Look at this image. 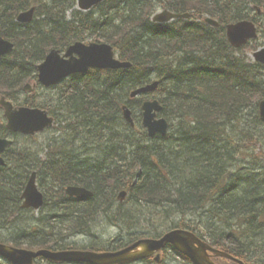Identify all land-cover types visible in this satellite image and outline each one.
Segmentation results:
<instances>
[{"label": "trees", "instance_id": "trees-1", "mask_svg": "<svg viewBox=\"0 0 264 264\" xmlns=\"http://www.w3.org/2000/svg\"><path fill=\"white\" fill-rule=\"evenodd\" d=\"M59 1L0 0V32L15 42L14 50L0 59V96L19 101L25 82L36 80V64L53 47L64 48L75 40L111 43L121 59L132 63L130 68L92 69L74 75L55 86L54 96L44 102L56 121L58 113H65V137H74L83 147L88 141L92 146L95 140L100 147L114 149L106 158L112 157L113 163L107 166L100 162L106 150L84 161L65 144L56 143V138L50 141V165L43 166L50 174V186L57 190L61 183L84 184L94 196L77 199L62 192L63 198L72 202L67 206L70 223H55L58 214L53 217L48 211L28 228L25 219L30 214L21 208L19 192L25 174L40 163H31L35 157L27 155L28 149H9L7 156L19 170L11 176L2 173L6 169L0 166V225L12 227L16 235H8L3 241L28 248H74L65 239L86 231L88 219L98 209L110 219L129 223L139 211L125 207L147 206L157 214L164 208L167 215L182 217L173 227L197 231L212 245L254 264L255 256L264 255V177L254 172L263 163L262 137L255 134L260 129L251 125L253 129L246 132L243 144H251L256 153L247 160L249 156L236 145L239 141L233 138L234 133L230 135L227 122L233 121L232 126L245 124L249 130V109L258 125L262 124L257 114L258 104L264 99V65L249 57L247 48L254 46L235 49L229 44L225 24L252 18L262 28L264 0H104L96 6L98 12L76 13L70 20L65 4ZM71 1L74 4L75 0ZM33 4L38 7L36 16L44 18L18 23V13ZM159 4L177 13L190 12L191 16L157 24L150 15ZM252 5L262 7V14L252 15ZM206 14L218 18L219 26L207 24ZM155 78L160 85L152 97L162 102V114L171 119L167 112L172 107L181 120L171 121V125L179 126L166 137L150 138L147 130H134L118 114L124 104L138 110L148 96L131 100L129 91ZM56 95L60 96L59 108L53 103ZM24 103L37 105L38 101L28 96ZM121 124V131L117 130ZM72 128L84 129L87 135L77 134ZM7 134L5 124H0V135ZM248 177L249 182L245 181ZM255 178L259 181L253 186L251 180ZM121 189L128 192L126 203L117 200ZM81 200L84 202L79 207ZM113 202L117 209H113ZM219 222L224 224L219 226ZM235 224H241V233ZM203 225L207 232L201 229ZM27 228L42 230L26 233ZM134 238L118 239L109 245L95 242L88 248H121ZM0 264L9 263L2 260Z\"/></svg>", "mask_w": 264, "mask_h": 264}, {"label": "water", "instance_id": "water-1", "mask_svg": "<svg viewBox=\"0 0 264 264\" xmlns=\"http://www.w3.org/2000/svg\"><path fill=\"white\" fill-rule=\"evenodd\" d=\"M102 0H80V6L83 9H88L91 6L101 2ZM33 10L28 13L21 14L19 19L21 21H28L32 18ZM179 17L177 14L164 12L157 16L160 21H167L171 18ZM228 35L231 42L235 46L252 37H256V28L253 23L243 21L234 25L228 26ZM14 45L10 41L3 39L0 35V56L6 54ZM74 53L79 57L74 56ZM256 60L264 63V49L254 54ZM66 57H62L59 51L52 50L45 61L38 66L40 72V81L46 85H50L66 77L67 75L87 70L89 67H124L128 66L127 63H122L114 58L113 48L107 44L84 45L76 43L71 46ZM157 84L150 85L146 88L138 90L136 93L143 91H150L156 88ZM1 103L6 109L5 115L9 119L8 127L14 131H22L34 133L37 130L43 129L45 126L51 124L52 119H49L45 112L39 110H31L27 108L14 109L13 105L2 99ZM144 112V125L148 128L151 136L157 132L166 134L168 124L165 119H156V111L161 110V105L158 101H148L143 105ZM125 116L128 120L131 119L130 113L126 110ZM261 117L264 120V101L261 103ZM12 142L7 139H0V153ZM0 157V163H3ZM124 194H122V197ZM23 197L26 198L24 207L39 208L43 204V196L37 189L35 184V175L30 179L26 186ZM176 232V231H174ZM173 233V232H172ZM166 242L174 243L177 248L189 256L196 264H213L207 254V250L213 251L216 255L228 258L233 257L226 252L215 250L207 243L202 242L193 233L190 237L194 243L200 246L188 247L184 239L181 240L180 235H169ZM141 246L142 251L137 252L135 249ZM163 245L158 244V240H141L136 244L127 247L121 251L112 253H91L88 251H61L50 252L48 250H40L38 252L16 249L11 246L0 244V254L8 258L13 264H33L35 257L43 255L54 260L63 261H81L89 262L92 264H117L125 261H132L141 258L147 251H154L160 249ZM140 248V249H141Z\"/></svg>", "mask_w": 264, "mask_h": 264}, {"label": "rangeland", "instance_id": "rangeland-1", "mask_svg": "<svg viewBox=\"0 0 264 264\" xmlns=\"http://www.w3.org/2000/svg\"><path fill=\"white\" fill-rule=\"evenodd\" d=\"M44 1H47V0H44ZM162 10H163V8L161 7V8H159L158 12H160ZM93 12L96 13V12H98V10L95 8V10ZM263 32H264V29L261 28L259 30V37L256 40H260V42H262L264 40V33ZM154 80L159 81L158 78H155ZM40 94L41 93H39V95ZM45 96L46 97H48V96L49 97H52V96H54V94L49 92V93H46ZM146 96H148V95H146ZM56 97H54L53 103H54V105L57 108H59L60 101L58 99L60 98V96L59 95H56ZM1 112H2V110L0 109V113ZM132 113L135 114V126L133 127V129L136 130V131H139L140 129H142V127H141V123L139 121V118H137L138 110L136 109V111H135V110L132 109ZM247 113H248V116H247L248 117L247 118L248 122L247 123H248V126H249V130L246 129V125L245 124L237 125V126H232V125H234V123H232L233 121H228L227 123H228L229 126L233 127V128L230 127V129L228 128L230 135H233V133H234L235 136L233 135V138L235 139V137H236L238 139V140L237 139L236 140L239 141V142L236 143V145L239 144V148L240 149L242 148V151L241 152L242 153H246V155L249 156L247 158V160H249L251 158V153H253V152L256 153V151H255V148L251 147V144H249V143L243 144V141H244L243 140V137L245 136L246 132L248 133L250 130L253 129V127L251 125H254L255 124L254 126H256L257 129H260L261 128L260 130H257L255 132V134H259L262 137L261 145H262V149L264 151V122H262L261 125H258L256 119L252 116L253 113L250 112L249 109H248V112ZM58 114H59L58 120L55 122V124L53 126V130H55V131H57L59 133H62L63 130H65L66 122H67L66 120L67 119L64 118L65 117L64 116L65 113L63 114V111H62V114H60V113H58ZM140 114L142 115V108H141ZM167 114H170L171 119H168L167 115L161 113V115L163 117H166L169 120V122H171L172 120L177 119V118H179V120H181V117H178L177 115H175L177 113H176V111H173V108L172 107H169L168 108ZM118 115L121 118H123V113H120ZM257 115L259 116V109H258V114ZM119 120H120V122L122 121V119H119ZM251 121H252V124L250 123ZM178 124L176 123V126L175 125H171L172 128L170 129V133L173 130L177 129V125ZM121 126H122V124L120 126L118 125L116 129L117 130H120L121 129ZM256 127H254V128H256ZM53 130H46V131H44V132H42V133L34 136V138L20 137L19 138V141L22 142V143H28V144H30V146H31L30 148L32 149V151L30 152V155L32 157H35L36 152L37 151L42 152V150L45 148L46 142L47 141L50 142L49 140L53 137V133H54ZM72 131H75V130L73 129ZM120 131H114V133L115 134L121 133ZM78 132L81 133V134L87 135V132L84 129H80V130L75 131V133H77V134H78ZM109 135H110V133H109ZM113 136H115V135H113ZM246 139H248V138H246ZM55 142L56 143L58 142V144H62V143L65 144L67 150L71 149L72 152L74 153L75 157H77V158H81L82 157L84 161L87 159L86 157H88L89 155H92L93 158L94 157L97 158L98 155H99L98 154L99 152H103L104 153V151L106 150V154H105L106 156H104L105 159H101V161H100L102 163V165H103L104 161L107 160L106 159L107 156L108 155H111L112 154V151L114 150V149L113 150H110V149H107L105 147H100L95 142V140H93L92 146H89L87 149H85L87 151L84 150L85 151L84 152L83 151V146H80L78 144V142L75 140L74 137H72V140H69L68 135L66 137L64 136L63 138H62V136L57 137ZM106 144H107V141H105V143L103 145L106 146ZM119 146H120V144L117 145L116 148H118ZM247 147H250V149L248 150ZM120 150H121V152H124L123 147H121ZM238 152H237V149H235L234 146H233V153L234 154H237ZM111 159H112V157L109 158V160H111ZM7 160H8L7 161V164L5 166H3V168H5L6 170L3 171L2 173L10 174L12 176L14 172H16L17 170H19V167L16 166L14 164V162L11 161V159H7ZM10 161H11V163H9ZM262 161H263V163L262 164H259V166H257L255 168L254 172L255 173H259V174L261 172V176L264 177V158L262 159ZM36 166L37 167H35V168L31 169V170H34V171H37L38 172V182H41V181L44 180L46 183H48V179L47 178H49V176H50L49 172L47 170L40 171L41 168H42V163L41 162H40V164H38ZM254 180H256V181H254ZM245 181H248L249 182V177ZM258 181H259V179H256L255 178V179H252L251 180V183H253V186H255V184H257ZM69 185H77V184H66V185H62V183H61L59 185V187H58L57 190H54L53 187L50 186V185L49 186H43V187H41V191L44 193L45 198H47L49 196L52 197V199H50V202L52 204V206H51L52 209L50 210L52 212L51 213V216L55 217V214H58V211L61 212V214H60L61 217L60 216L57 217L54 220L55 223L62 222V220H63V223L64 222L70 223V222L67 221L69 219V217H70V213H69V209L70 208L67 209V206L69 205V203H72V202L69 201L68 199H64L63 198V193H62V192L66 193V188ZM121 190H119V191H121ZM66 195L68 196L67 193H66ZM69 198H71V197H69ZM78 202H79V207H81L82 205H81L80 202H84V201L81 200V201H78ZM144 205H146V203L143 204V206ZM146 207L147 206H145V207H139V206L138 207H134L132 205L131 206H128V207H125V209H131L134 212L139 211L138 212V215L137 214L136 215H134V214L132 215V219H131V221L129 223H127V221L124 220V219H123L124 221L122 220V222H120V223L116 219H110V218L106 217L102 213L101 210L98 209L97 213L92 218L88 219V221H90L89 222V226H88V228H87L86 231H83L86 234L75 236V237H73L71 239V241H73L74 243H76V245L80 246V245L89 244L91 242V240H93V241H97L98 240L97 242H102V243H105V244H110L112 242L114 243L118 239H122L125 236L127 237L128 235L134 234V233L135 234H141V233H143V234H146V235H151V234H155L156 232H158L159 234L158 233H156V234L158 235V237H160V235L164 234L168 230L175 228V227H173V226H176L175 223L178 222V221H180L181 220L180 218H182V217L175 216V215L174 216L167 215L165 213V211H164V208L163 209H158L157 212H160V213L157 214L155 211L152 210V208H146ZM117 208H118L117 204L113 202V209H117ZM36 214H38V212ZM189 217L195 219V217H193V216H189ZM40 218H41V214H40L39 217H35L33 215H30L29 217H27L25 220H28L29 221L28 228L30 226H35L40 221ZM64 218L66 219L65 221H64ZM124 223H127V224H124ZM160 223H162V224H160ZM222 224H224V223H222V222H219L218 223L219 226H221ZM118 225H120V226L118 227ZM240 225L241 224H239V225L238 224H235V227H234V228H236L238 230L239 233L242 232L239 229V226ZM0 226H1L0 227V230H1L0 233L1 234L3 233L1 235V237H0V242H3V239L6 236H8V235H12V234L13 235H16V231L12 227L3 228L2 225H0ZM120 227H123V228L120 229ZM28 228L26 230H24V231L33 232V230H39V231L42 230V229H39V228L32 229V230L30 229L29 230ZM187 229H189V228H187ZM201 229L204 230L205 232L208 231L207 228H205L204 225L201 227ZM70 236H73V234H70ZM119 248L120 247H116V249H119ZM168 258H169V255L167 253H165V263L168 260ZM138 262H139L138 264H158L152 258H150V259L145 258V259L139 260ZM253 262H254V264H262V263L264 264V255L262 257H260V255L255 256ZM165 263H163V264H165ZM85 264H89V263H85Z\"/></svg>", "mask_w": 264, "mask_h": 264}, {"label": "bare ground", "instance_id": "bare-ground-1", "mask_svg": "<svg viewBox=\"0 0 264 264\" xmlns=\"http://www.w3.org/2000/svg\"><path fill=\"white\" fill-rule=\"evenodd\" d=\"M154 21V20H153ZM155 22V21H154ZM156 23V22H155ZM262 33V32H261ZM264 33V32H263ZM259 37V32H258V34H257V37H256V39ZM260 41V40H259ZM112 47L114 48V46L112 45ZM255 61V60H254ZM256 62V61H255ZM154 81H157V80H154ZM159 84H160V82L159 81H157ZM60 87V86H59ZM55 89V88H54ZM56 92V91H55ZM61 95V94H60ZM50 96V95H49ZM48 96V97H49ZM149 96V95H148ZM56 97V96H55ZM57 98V97H56ZM56 100V99H55ZM264 99H262L261 101H263ZM158 101H159V103H160V105H161V107H162V109H161V113H162V111H163V108H164V106H163V104H162V102L158 99ZM260 101V102H261ZM52 102V101H51ZM126 104H124L123 105V107L125 106ZM122 107V108H123ZM165 111V110H164ZM144 112H145V110H144V108L142 107V115L144 114ZM56 115V114H55ZM259 115H260V110H259ZM123 117H124V119L126 118L125 117V115L123 114ZM163 117V116H162ZM164 119H166L167 121H169L166 117H163ZM178 119V118H177ZM261 119V121L262 122H264L263 120H262V118H260ZM127 121V120H126ZM55 122H56V119L54 120V124H55ZM128 122V121H127ZM170 123V122H169ZM54 124H53V126H54ZM179 126V125H178ZM170 129L171 128H169V129H167V134H166V136L168 135V133L170 132ZM261 129V128H260ZM44 131H46V130H44ZM43 131V132H44ZM174 131V130H173ZM176 131V130H175ZM148 132V131H147ZM91 143V142H90ZM77 145V144H76ZM68 147V146H67ZM72 148V147H71ZM11 150V149H10ZM29 150V149H28ZM76 150V149H75ZM82 150V149H81ZM74 156V155H73ZM7 161L8 160H5L3 163H2V165L1 166H5L6 164H7ZM66 161V160H65ZM71 161V160H70ZM78 161V160H77ZM9 163H11V161L9 162ZM71 164V163H70ZM75 167V166H74ZM71 168H72V166H71ZM75 168H78V167H75ZM77 170V169H76ZM37 173V179H38V172L37 171H34V175ZM73 179V178H72ZM73 181V180H72ZM75 184H77V183H75ZM84 185V184H83ZM44 190V189H43ZM121 191H124V192H127L126 190H121ZM91 192H92V190H90V189H88V188H86L85 186H82V185H69L67 188H66V193L68 194V196L69 197H71V198H77V199H86V198H89L90 197V195H91ZM41 194H42V196L45 198V195H44V193L41 191ZM14 203V202H13ZM52 208V207H51ZM55 209V208H54ZM59 209V208H58ZM52 213V212H51ZM56 215V214H55ZM166 216V215H165ZM32 217V216H31ZM147 218V217H146ZM162 218V217H161ZM33 219V218H32ZM39 219V218H38ZM160 219V218H159ZM168 219V218H167ZM164 220V219H163ZM25 221V220H24ZM31 221V220H30ZM36 221V220H35ZM159 221V220H158ZM32 222V221H31ZM38 222V221H37ZM45 222V221H44ZM171 222V221H170ZM28 223H29V221H28ZM43 223V222H42ZM160 224H162V223H160ZM166 224V223H165ZM9 225V224H8ZM136 225V224H135ZM26 226V225H25ZM168 226V225H167ZM170 226V225H169ZM163 227V226H162ZM172 227V226H171ZM93 228V227H92ZM164 229V228H163ZM30 230V229H29ZM32 230V229H31ZM165 230V229H164ZM1 231V230H0ZM3 231V230H2ZM5 231V230H4ZM138 231V230H137ZM174 231H176V232H174ZM173 232V233H172ZM5 233V232H4ZM7 233V232H6ZM26 233H27V231H26ZM89 233V232H88ZM114 233V232H113ZM156 233H158V232H156ZM155 233V234H156ZM119 234V233H118ZM159 234V233H158ZM180 235V236H182V238H181V240L182 239H184V241H185V244H187V246L188 247H191V246H194V247H196V246H200V245H198V244H195L194 243V241L191 239V237H190V235H191V230H189V229H183V228H173V229H170V230H168L167 232H165L164 234H162V235H160V237H158V244L159 245H164V244H166L167 242V240H168V236L169 235ZM126 235V234H125ZM113 236V235H112ZM124 236V235H123ZM3 237V236H2ZM122 237V236H121ZM126 237V236H125ZM88 238V237H87ZM116 239V238H115ZM114 239V240H115ZM113 240V239H112ZM98 241V240H97ZM109 243V242H108ZM113 243V242H112ZM0 244H3V242H0ZM105 244V243H104ZM109 245V244H108ZM208 245H212L211 243H209ZM125 248V246L124 247H121V248H119L118 250H121V249H124ZM220 250H222V249H220ZM89 252H91V253H95V252H93V251H89ZM151 255H153L152 253H149V254H147L146 256H144V257H142V258H140L139 260H142V259H145V258H149ZM163 256H165V253H161L160 254V258L159 259H155L154 258V261L155 262H157L158 264H161V261H162V259H163ZM138 260V261H139ZM262 260V259H261ZM259 261V260H258ZM85 263H89V262H85ZM257 263V262H256ZM259 263V262H258ZM89 264H92V263H89ZM163 264V263H162ZM263 264V263H262Z\"/></svg>", "mask_w": 264, "mask_h": 264}, {"label": "flooded vegetation", "instance_id": "flooded-vegetation-1", "mask_svg": "<svg viewBox=\"0 0 264 264\" xmlns=\"http://www.w3.org/2000/svg\"><path fill=\"white\" fill-rule=\"evenodd\" d=\"M165 253H167V251ZM150 258H152L154 260V255H151L147 259H150ZM170 258H171V260L170 261L167 260L166 261V264H186L187 263V261L184 258H182V257H179V258H177V257L176 258L170 257ZM162 263H165V256H163V259L161 261V264Z\"/></svg>", "mask_w": 264, "mask_h": 264}]
</instances>
